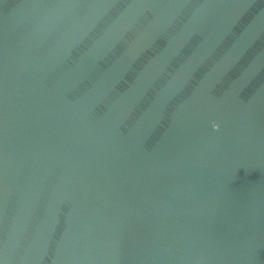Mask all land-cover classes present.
<instances>
[{
  "label": "water",
  "instance_id": "water-1",
  "mask_svg": "<svg viewBox=\"0 0 264 264\" xmlns=\"http://www.w3.org/2000/svg\"><path fill=\"white\" fill-rule=\"evenodd\" d=\"M0 264H264V0H0Z\"/></svg>",
  "mask_w": 264,
  "mask_h": 264
}]
</instances>
